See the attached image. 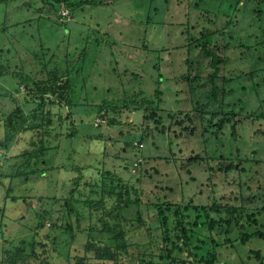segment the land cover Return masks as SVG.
Here are the masks:
<instances>
[{
	"label": "rangeland",
	"instance_id": "1",
	"mask_svg": "<svg viewBox=\"0 0 264 264\" xmlns=\"http://www.w3.org/2000/svg\"><path fill=\"white\" fill-rule=\"evenodd\" d=\"M2 2L0 264H264V0Z\"/></svg>",
	"mask_w": 264,
	"mask_h": 264
},
{
	"label": "trees",
	"instance_id": "2",
	"mask_svg": "<svg viewBox=\"0 0 264 264\" xmlns=\"http://www.w3.org/2000/svg\"><path fill=\"white\" fill-rule=\"evenodd\" d=\"M84 2H82V4L81 5H89V4H91L92 2H93V0H83ZM71 4H72V2H70V6H71ZM80 4V3H79ZM10 5V3L9 4H7V5H4V3L2 2V0H0V12H3V11H5V8L7 7V6H9ZM74 5H76V4H74ZM3 9V10H2ZM46 51L47 50H45V51H43L42 53H43V57L45 58V55H46ZM91 55V53L89 54V56ZM85 58H86V56H85ZM45 66H47V64H44ZM79 65V64H78ZM27 83H28V80H29V78H28V75H26L25 76V78H23ZM235 116H236V114H234ZM144 134H142V136H143ZM133 141H136L135 139H132V140H130L129 141V143H131V142H133ZM139 141V140H138ZM140 143V142H139ZM136 145V144H135ZM138 145V144H137ZM153 151V150H152ZM235 166L236 165H234V164H230L228 167H226L225 169H228V168H235ZM230 170V169H229ZM139 171V167L138 168H136V172L134 173V174H137V172ZM100 204L101 205H103L104 206V204L100 201ZM216 205H217V207L219 206L218 205V203H215ZM169 207H168V209L167 210H170L171 208H173L174 206H173V204L172 203H170V205H168ZM234 207V206H233ZM237 210L239 209L240 211H242V209H241V207H235ZM218 209H220L219 207H218ZM246 211V210H245ZM177 214L179 215V216H183V212L182 211H180L179 210V208H177ZM184 217V216H183ZM178 221V220H177ZM176 221V222H177ZM163 229H169V230H175L176 232H179L180 233V235H179V240H182V233L183 234H185V236L190 232V230H192V229H187L184 225H174V226H169L168 224H167V222H168V220L166 219V213H165V215H164V217H163ZM175 222V223H176ZM106 227H107V223L106 222H104V223H102V226H96L95 227V229H97V230H99V231H104V230H107L106 229ZM182 245V243L179 245V247ZM178 247V248H179ZM100 251H101V253H102V255H106L107 257H110L111 256V254L115 257V252H114V250L111 248V247H108V246H105V247H102V248H100ZM8 263H10V264H13L12 262H11V257H9L8 258Z\"/></svg>",
	"mask_w": 264,
	"mask_h": 264
},
{
	"label": "crops",
	"instance_id": "3",
	"mask_svg": "<svg viewBox=\"0 0 264 264\" xmlns=\"http://www.w3.org/2000/svg\"><path fill=\"white\" fill-rule=\"evenodd\" d=\"M187 15H189V14H187ZM186 15V16H187ZM185 21H187L188 23H189V25L190 26H192V23L194 22V19L193 20H190V19H188L187 17H185ZM189 29V28H188ZM50 32H52V33H50V34H48L46 37H50L51 39V41H55V42H57V39H58V37H59V34L57 33V31L56 30H52V31H50ZM47 33H43L42 34V36L43 35H46ZM61 41V40H60ZM48 47V46H47ZM43 49V48H42ZM5 76H3L2 75V78H1V81H3L2 79L4 78ZM2 88V82L0 83V89Z\"/></svg>",
	"mask_w": 264,
	"mask_h": 264
},
{
	"label": "clouds",
	"instance_id": "4",
	"mask_svg": "<svg viewBox=\"0 0 264 264\" xmlns=\"http://www.w3.org/2000/svg\"><path fill=\"white\" fill-rule=\"evenodd\" d=\"M68 11H69V10H68ZM61 15H62L63 17H68V16L70 15V11H69V14H68L67 16H64L63 13H61ZM1 78H2V76L0 75V83H1Z\"/></svg>",
	"mask_w": 264,
	"mask_h": 264
},
{
	"label": "built area",
	"instance_id": "5",
	"mask_svg": "<svg viewBox=\"0 0 264 264\" xmlns=\"http://www.w3.org/2000/svg\"><path fill=\"white\" fill-rule=\"evenodd\" d=\"M69 14V11L67 10L66 13H64V16H67Z\"/></svg>",
	"mask_w": 264,
	"mask_h": 264
}]
</instances>
